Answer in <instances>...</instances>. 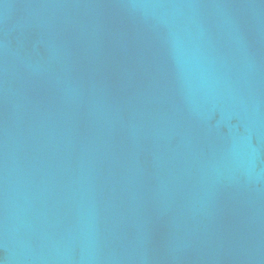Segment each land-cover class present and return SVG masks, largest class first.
Instances as JSON below:
<instances>
[{"label": "water", "instance_id": "water-1", "mask_svg": "<svg viewBox=\"0 0 264 264\" xmlns=\"http://www.w3.org/2000/svg\"><path fill=\"white\" fill-rule=\"evenodd\" d=\"M0 264H264V0H0Z\"/></svg>", "mask_w": 264, "mask_h": 264}]
</instances>
